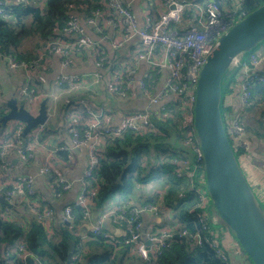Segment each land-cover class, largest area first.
<instances>
[{
  "label": "built area",
  "instance_id": "built-area-1",
  "mask_svg": "<svg viewBox=\"0 0 264 264\" xmlns=\"http://www.w3.org/2000/svg\"><path fill=\"white\" fill-rule=\"evenodd\" d=\"M135 1L138 0H104L103 6L95 8L85 16L71 11L68 14L67 24L57 30L60 35L56 34L57 36L43 40L38 56L31 60L19 59L12 53L0 51V59L5 60L12 70H25L29 74L37 67H47L53 55H59L62 67L54 81V86L64 87L65 91L72 92L71 94L83 89L93 91L105 85L111 95L117 97L116 99L122 97L120 100H126L136 91V84L145 93L147 105L131 109L119 123L106 121L107 113L111 112V107L107 106L98 112L86 106L88 121L86 116L80 114L73 116L76 122L70 123L68 127L72 146L75 148L86 146L91 142L88 146L87 164L80 178L81 192L76 201L84 208L86 218L91 214L90 190L94 187L91 178L97 165L100 142L107 137L122 136L129 130L147 131L151 129L152 111L159 110L160 113L166 114L179 103H182L186 110L184 124L194 127V106L201 70L219 38L248 14L245 9L247 0H222L227 2L224 7L214 0H158L157 17L147 16L140 24L131 5ZM23 2L24 0H2L3 7L0 11ZM133 40H138L140 47H134L131 59L126 61L125 70L119 67L112 70L108 83L101 70L94 69L81 74L70 71L74 55L80 51L89 49L94 55L100 47L107 44L113 50H119ZM263 57L256 50L242 54L236 58L229 70L238 83L237 92L234 94L238 96L240 106L238 112L227 120L228 126H225L235 153L238 151V155L242 158L249 154L250 150L243 116L252 100L255 84L257 82L264 84V75L259 68ZM137 60H144L150 66V71L138 80L135 78L132 63ZM106 61L107 56L99 53V64L103 65ZM147 77L152 81L151 88L146 85ZM48 98L44 93H32L25 106L31 114L36 115L37 105H41L42 101L46 100L48 113L54 115L57 97L49 103ZM77 121H82L83 126ZM43 127L44 124L39 125L23 136L24 124L18 121L11 132L0 136V165L5 162L12 150H15L21 161L30 160L37 146L39 150H46L48 160L40 169V174L47 176V181L52 187L67 192L72 188L73 183L57 169L55 166L57 161L53 162V158H58L60 151H70L71 148L67 146L50 148L46 142L40 140ZM185 135V149L191 151V154L186 151L174 160V174L194 190L197 202L191 207L190 212L202 222V229L192 233L185 229L179 232V236L189 237L192 245L197 247L208 244L220 260L234 264L226 238L230 233V227L224 224L208 195L204 156L195 127L194 130L190 128ZM237 158L239 160L238 156ZM250 185L253 188L256 184L250 183ZM255 193L263 204L264 189H259ZM0 194L5 200L6 214L11 213L14 207L24 206L34 218L42 222L45 228L54 217L55 211L40 203L33 175L16 176L12 181V187L0 188ZM186 196V192L181 194L183 198ZM71 203L65 204L62 209L63 221H72L74 218ZM143 213L166 217L170 215L171 210L163 201L148 202L141 206L130 201H118L103 211L93 225L91 233L102 234L108 242H118L120 238L110 235L104 228L105 220L112 217L125 227L123 242L131 246L132 252L134 251L143 261L155 264L158 254L174 238L176 228L166 221L167 224L157 225L150 231L148 237H145L141 218ZM15 253L24 264L31 261L33 263L30 264H45L22 240L17 243Z\"/></svg>",
  "mask_w": 264,
  "mask_h": 264
},
{
  "label": "trees",
  "instance_id": "trees-1",
  "mask_svg": "<svg viewBox=\"0 0 264 264\" xmlns=\"http://www.w3.org/2000/svg\"><path fill=\"white\" fill-rule=\"evenodd\" d=\"M103 1L24 0L23 3L9 6V8H5V12L0 11V51L12 53L19 59L31 60L36 58L43 40L57 36L56 34L60 35L57 30L67 24L68 14L71 11H76L82 16L89 15L95 8L103 6ZM214 1L223 7L227 3L222 2V0ZM263 3L264 0H247L245 9L250 13ZM2 7V0H0V8ZM30 36H34L37 43L32 50H23L22 46L25 39ZM99 53L107 56V61L103 65L99 64ZM93 56L95 69L104 70L108 66L111 67L109 64L111 58L108 56L105 46L100 47ZM113 69L110 71L111 75ZM261 71L264 75V68ZM233 76L232 72L227 74L224 90L231 80L230 82H234V89L237 92L238 83L235 82ZM145 81L146 85L151 88L152 81L148 80V77L145 78ZM134 92L137 94L136 91ZM77 95L78 93L75 94V96ZM140 95L146 99V95L141 89ZM85 99L86 97L82 98V100ZM7 108L8 105L5 110ZM256 109H263L259 123L264 126V84L260 82L254 86L252 100L247 111H255ZM5 110L0 109L1 124L6 113ZM130 110L125 109L124 114ZM185 113L186 110L182 103L174 106L166 114L154 110L152 111L151 129L147 131L129 130L122 136L103 139L98 146L100 150L97 154V165L94 176L91 178L94 187L90 190L89 208L91 212L92 210L103 212L107 206L118 201H130L135 204L133 202L135 200L141 205L148 202L163 201L171 210L170 219L173 215V207L174 210H177L176 217L179 224H177L176 219H169L168 223L176 228L174 230L175 236L169 245L158 254L155 264H228L220 260L214 249L208 244L197 247L192 245L189 237L179 236V232L181 233L185 229L189 233L202 229V222L190 212L191 207L197 202L194 190L189 188L185 181L175 176L174 165L171 162L181 152L187 151L186 149L179 150L176 146L180 145L184 133L187 134L190 128L194 130L193 126L184 124ZM76 117L78 118V116ZM72 118V120L66 121L69 124L75 123L76 118ZM224 120L226 125V119ZM77 122L83 126L82 121ZM246 128L248 130V126ZM50 131L51 128L47 126L41 130L40 140L42 142L47 140ZM187 153L191 154V151H187ZM238 154L236 151L237 156ZM61 156L66 159L68 153L62 152ZM2 171L0 165V176L6 175V171L4 172L3 169ZM156 181L159 183L155 185L154 182ZM8 187L10 186L6 185L4 188ZM55 190L53 197L58 196V193L61 192L58 187ZM183 192L187 193L186 198L181 197ZM162 195H164L163 198ZM39 201L42 205L55 210L50 200L40 199ZM71 202L74 212L73 220L69 223L63 222L55 213L47 228L34 217L26 223L12 219L9 215H5L1 208L0 246L3 244V252L0 253V264H24L16 253H5V248L8 249V245L14 246L19 240H22L28 248L35 251L45 264H59V261H65L69 253V240L75 242L72 264H151L150 261H143L135 253L130 255L131 246L123 242L124 236H118L120 238L118 242H108L102 234L95 235L89 232L87 238L82 239L76 233V227L86 219L84 208L76 202ZM163 217L158 225L167 224V219ZM223 222L227 225L225 221ZM40 240L44 242V245L40 243ZM241 248L243 249L242 246ZM243 251L247 254L244 249ZM133 259H137L138 262H133ZM248 259L252 264H255L250 256ZM30 263L33 261L28 264Z\"/></svg>",
  "mask_w": 264,
  "mask_h": 264
},
{
  "label": "crops",
  "instance_id": "crops-1",
  "mask_svg": "<svg viewBox=\"0 0 264 264\" xmlns=\"http://www.w3.org/2000/svg\"><path fill=\"white\" fill-rule=\"evenodd\" d=\"M131 5L140 24L144 22L147 16L151 18V16L157 17L158 15V0H138L133 2ZM109 30H111V28H109ZM138 43V40H133L119 50H113L110 45H105V50L108 52V56L111 58L109 61L111 67L109 68L108 66V68H105L101 71L104 74L107 83L111 79V69L119 67L125 70L127 68L126 61L131 59L133 55V49ZM93 57V53L89 49H87L85 52L80 51L79 53H76L74 55L73 65L72 68H70V71L80 74L93 71L95 69V61ZM133 66L135 78L137 80L139 78H143L150 71L149 64L144 60H137L133 62ZM61 67V58L57 54L53 55V59L47 67H37L34 72H31L30 74L25 70H12L5 60L0 59V86H2V92H0V109L5 110L6 106L8 105L7 110H5V112L8 113L10 110V100L15 99L18 105L26 104L32 93H44V96L48 95L49 97L48 103L57 97L56 108L59 106V109L65 112L69 102L71 103L73 101L72 96H75L77 93L84 94V92L89 91L84 90L71 94L72 92L65 91L64 87L54 86V81L60 74ZM259 68L260 70L264 68L263 62H261ZM230 81L231 80H229L228 87H225L226 89L223 92L222 100L223 116L226 120H229L234 114H236L240 106V100L238 96L234 94V82ZM135 87L137 94L133 92L130 95V98L124 101L116 99L117 97L113 94L111 95L108 87L102 85L101 88L106 89V91L103 92L105 100L97 101L92 97V99L86 98L85 107L89 106L96 112L100 111L104 106L111 107V112L107 113L106 115V121L111 123H119L126 114H124L125 109L128 108L134 110L135 108H141L147 105V100L142 95H140V88L137 84ZM44 99H46V97H44ZM37 106V114H32L33 116H37L40 113L41 105L38 104ZM84 116H86V114H84ZM253 119H258L259 123L260 115L258 116L255 111H246L243 116V121L246 126H248V130L250 131L249 132L247 130V137L250 141V150L249 154L243 156V158L239 155L238 157L239 163L243 168L248 181L251 184H256L253 186V190L257 192L259 189H264V126L262 123H259V125L253 124ZM3 123L4 120L2 124ZM16 123H18L17 120L11 122L9 120L6 125H2L0 123V136L2 134L11 132ZM44 125L48 128H51V131L47 135V140L45 141L50 148H61L63 146L71 148L70 151H60L59 157L53 158V162L57 161L55 162L57 169L67 179L72 181V188L63 194L61 191L56 197L52 196L55 194L56 190L52 188V185H50V183L47 181V176L40 174V169L48 161L46 159V150H39V147L33 150L34 156L28 161H21L15 150L10 152L5 162L1 165V171L2 169L4 172L6 171V175L2 174V176H0V188H4L6 185L12 187V181L18 175H33L35 177L37 194L39 198L44 201L46 199L48 201L50 200L52 206L55 207L54 211L56 216L59 215V219L63 221L62 209L64 205L70 203L71 201L76 202L79 193L81 192L80 178L87 164L88 146L91 142L86 146H79L76 148L73 147L72 137L68 132L69 125H66L64 120H62V122L56 121V117H52L51 122L49 123L46 121ZM62 152L68 153V157L66 159L61 156ZM3 184L4 187H2ZM1 195L2 194H0V209L2 208L4 210L5 200L2 201ZM133 202H135V204L138 206L141 205L135 200ZM111 205L112 204L107 206V208H109ZM102 213L103 212H100L99 210H92L90 216L88 218L85 217L86 219L77 225L76 233L82 239H86L89 232L91 233L93 225L101 217ZM4 214L6 215V213ZM7 215H9V217L12 219H17L24 223L28 222L33 217V215L24 206L14 207L12 212ZM170 215L166 217H157L151 213H143L142 219L144 223V236L148 237L150 231L158 225L159 221L162 220V217L169 221ZM104 228L106 232L112 236L118 237L125 234V227L112 217H109L105 220ZM226 238L227 243L231 248L230 257L232 262L234 264H252L248 259L247 254H245L241 248V244L232 230ZM16 245H8L7 247L8 249L10 248V250L5 248V253H15L16 250L14 251L13 249H16ZM1 251L3 252V244H1Z\"/></svg>",
  "mask_w": 264,
  "mask_h": 264
},
{
  "label": "water",
  "instance_id": "water-1",
  "mask_svg": "<svg viewBox=\"0 0 264 264\" xmlns=\"http://www.w3.org/2000/svg\"><path fill=\"white\" fill-rule=\"evenodd\" d=\"M263 43L264 3L219 38L201 70L194 106V127L204 156L208 195L255 264H264V205L248 182L230 142L222 100L224 81L236 58ZM9 105L4 123L9 120L23 123V136L47 121L46 100L42 101L37 116L15 99ZM40 243L44 245L42 240ZM74 250L75 242L69 240L68 256L59 264H72Z\"/></svg>",
  "mask_w": 264,
  "mask_h": 264
},
{
  "label": "rangeland",
  "instance_id": "rangeland-1",
  "mask_svg": "<svg viewBox=\"0 0 264 264\" xmlns=\"http://www.w3.org/2000/svg\"><path fill=\"white\" fill-rule=\"evenodd\" d=\"M36 43H37V39L34 36H30L27 39H25V42H24V45L22 46V48H23V50H32V49H34ZM136 47L139 48L140 47L139 44H137ZM255 50H256L257 53L262 54V56H264V53H263L264 52V43L261 44L260 46H258ZM263 59H264V57H263ZM263 59H262V62L264 63ZM225 80H226V78H225ZM224 83H225V81H224ZM84 90H88V89H83L81 91H84ZM105 91H106L105 88H101V86H99V87L95 88L93 91L84 92V94L81 93V94H78L77 96H72L74 102H71L70 105H68V107L65 109V112L61 111L59 109V106L57 108L55 107L54 115H53V113H51V112L48 113V111H47V114H48L47 121L50 123L51 120H52V117H56V121L62 122V120H64L66 122V125H68L69 123L66 120H72L73 119L72 117L75 116V115H79L80 114V115L84 116V114H86V110H85L86 99L82 100L83 97H86L88 99L95 98L97 101H104L105 98L103 96V92H105ZM119 98L122 99V97H119ZM128 99H126V100H128ZM138 108H135V109H138ZM255 113H257L258 116H259L261 113H263V109L262 110L261 109H256ZM224 114H225V112H224ZM86 120L88 121V117L87 116H86ZM11 121H14V120H10V122ZM253 124H258L259 125L258 119H253ZM226 125L228 126L227 120H226ZM44 127H45V125H44ZM185 140H186V135L184 133V137H182V139L180 140V145L176 146L179 150L185 149V145H184V141ZM166 146H168V145H166ZM36 148H37V146L35 147V149ZM184 153L185 152H181L178 157H181ZM178 157H176V158H178ZM176 158H174L171 162L173 163ZM163 179H165V178H163ZM156 183H159V182L158 181L154 182L155 185H156ZM52 188H54V187H52ZM263 205H264V203H263ZM176 213H177V210H174V207H173V215H172L170 220H174V219L177 220L178 219L176 217ZM227 226L229 227V225H227ZM229 229L231 231V228H229ZM8 250H10V248ZM13 250L15 251L16 249L14 248ZM0 253H1V246H0ZM134 253H135L134 251L130 252V255H133ZM127 258H129V257H127ZM133 262H138V261H137V259H133ZM124 264H126V263H124Z\"/></svg>",
  "mask_w": 264,
  "mask_h": 264
},
{
  "label": "clouds",
  "instance_id": "clouds-1",
  "mask_svg": "<svg viewBox=\"0 0 264 264\" xmlns=\"http://www.w3.org/2000/svg\"><path fill=\"white\" fill-rule=\"evenodd\" d=\"M69 222V221H68Z\"/></svg>",
  "mask_w": 264,
  "mask_h": 264
}]
</instances>
